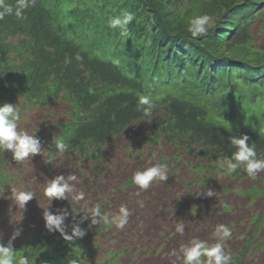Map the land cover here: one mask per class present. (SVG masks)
I'll use <instances>...</instances> for the list:
<instances>
[{
	"label": "trees",
	"instance_id": "obj_1",
	"mask_svg": "<svg viewBox=\"0 0 264 264\" xmlns=\"http://www.w3.org/2000/svg\"><path fill=\"white\" fill-rule=\"evenodd\" d=\"M125 11L136 19L128 26L129 36L121 37L108 21ZM204 14L216 19L213 26L191 37L189 22ZM24 15L0 20V105L17 99L28 108L70 105V120L58 127L56 137L71 145L66 153L80 154L99 168L111 140L148 121L137 111L139 97L146 95L155 106V124L138 149L159 148L164 141L208 160L191 167L197 183L205 186L213 175L253 180L242 169L224 174L217 161L231 156L235 149L229 138L239 135H247L264 157V53L253 35L256 22L264 23V0H37ZM55 151L48 143V155ZM8 164L7 153L0 152V183ZM258 181L261 186L254 187H263L264 197V178ZM132 185L128 180L111 194L118 198ZM107 197L112 205V195ZM99 202L92 206L110 217ZM87 210L69 208L65 220L67 234L79 224L83 237L69 240L48 230L39 235L41 227L34 225L12 242L14 249L18 255L32 253L30 264L74 259L77 264H119L123 252L111 250L105 259L99 254V238L115 225L99 218L103 225H93L82 219ZM251 242L243 254L231 255L232 264L243 263Z\"/></svg>",
	"mask_w": 264,
	"mask_h": 264
},
{
	"label": "rangeland",
	"instance_id": "obj_2",
	"mask_svg": "<svg viewBox=\"0 0 264 264\" xmlns=\"http://www.w3.org/2000/svg\"><path fill=\"white\" fill-rule=\"evenodd\" d=\"M212 20L214 23L216 19ZM253 35L255 44L264 53L263 20L256 22ZM16 104L20 112L18 130L35 134L41 141L42 151L23 162H16L6 152L9 164L0 183V235L3 242L8 243L17 230L20 235L14 241L21 240L26 228L31 229L34 225H37L35 228L41 227L39 235H42L47 230L42 207H49L51 212L58 214L76 205L93 208L92 202L97 203L98 200V204L105 203L103 212H108L109 218L118 214L122 206L129 211L128 223L123 229L114 226L99 238V245L103 248L99 253L102 259L113 250L119 254L123 252L119 264H182V245L192 239L213 244L216 242L213 237L216 227L224 224L230 227L232 233L224 242L225 252L243 254L252 239L251 250L244 256L242 264H264L263 187H254L261 186L258 180L264 178V173L245 181L213 175L210 184H199L198 176L191 167L208 164V160L188 156L180 149L167 146L164 141L159 148L148 145L138 149L144 133H149L155 121H141L111 140L104 150V164L97 169H93V164L84 161L80 154L64 153L48 164L45 162L49 157L47 144L59 134L58 127L70 120L71 106L60 102L46 108H28L21 99L14 101L13 105ZM158 163L168 165L166 181L156 182L146 190L133 184L118 198L111 194L113 187L132 180L136 171ZM57 175H75L77 180L72 183L77 192L84 193V199L75 202L69 196V201L53 199L51 203L44 197L43 188ZM9 179L13 180L12 186H22L23 190L35 194L24 210L9 198L11 187L2 188L9 183ZM209 189L215 193L214 196L206 195ZM241 190L246 191L241 193ZM108 195H112V205L106 203ZM255 196L261 198L256 199ZM85 201L88 202L84 205ZM123 201L130 202L126 205ZM224 208L226 212H231L226 213ZM257 222L261 223L257 225ZM98 223L102 224L101 220L98 219ZM178 223L185 226L183 234L176 232Z\"/></svg>",
	"mask_w": 264,
	"mask_h": 264
},
{
	"label": "clouds",
	"instance_id": "obj_3",
	"mask_svg": "<svg viewBox=\"0 0 264 264\" xmlns=\"http://www.w3.org/2000/svg\"><path fill=\"white\" fill-rule=\"evenodd\" d=\"M37 0H15L14 3H7L6 0H0V20L6 16L14 15L17 19H24L25 12L36 5ZM136 19L135 14L125 11L119 16L109 19L108 24L112 29H118L121 37H128V26ZM213 26L212 18L207 15H199L191 19L187 31L191 37L197 38L205 35L209 28ZM77 60L82 57L77 54ZM70 62V61H67ZM155 106L152 100L146 96L141 95L137 103V111L141 113L142 117L151 121L153 118ZM20 120V112L16 105L5 103L0 105V152H7L11 154L12 159L16 162H23L30 158L41 154V141L35 134H29L26 131L18 130V122ZM231 146L235 149L230 157H223L218 159L217 167L224 174H232L237 169H242L248 177L255 179L260 173H264V157L258 156L255 144H249V137L247 135L231 136L229 138ZM55 153L50 154L45 161L51 164L58 156L66 153L71 145L65 141L64 138L53 139ZM168 179V165L166 163H158L147 167L143 170H138L132 176V183L138 186L141 190L148 189L156 182L166 181ZM75 175H57L52 178L43 188V195L48 200L53 199L67 200L69 196L75 202L84 199L83 192H77L73 181H76ZM10 199L19 209L24 210L27 203L35 197V194L30 190H23L21 187L12 186ZM208 197H212L215 193L209 189L206 192ZM261 198V196L259 197ZM257 199V198H256ZM42 207V206H41ZM43 212V219L45 227L49 232H60L66 239L73 240L81 238L85 235V231L75 224L72 233L69 235L65 231V220L68 217L67 210L60 211L54 214L45 208ZM74 212V210L72 209ZM75 213V212H74ZM85 215L82 219L91 217V223L96 225L98 219L104 220L105 223H111L118 229H123L128 223L129 211L122 206L119 213L109 218L102 216L99 207H93L83 212ZM184 224L178 223L176 225V232L183 234ZM20 235V231L14 232L7 245L0 241V264H30V256L32 253L18 255L13 247V241ZM232 233L227 225L220 224L216 227L213 237L216 242L209 244L207 241L199 239H192L187 244L180 248L182 264H232V256L225 252L224 242L231 237ZM70 264H77L74 259Z\"/></svg>",
	"mask_w": 264,
	"mask_h": 264
}]
</instances>
